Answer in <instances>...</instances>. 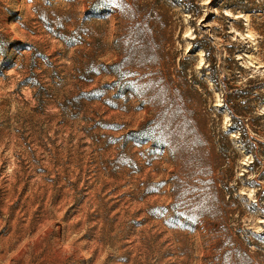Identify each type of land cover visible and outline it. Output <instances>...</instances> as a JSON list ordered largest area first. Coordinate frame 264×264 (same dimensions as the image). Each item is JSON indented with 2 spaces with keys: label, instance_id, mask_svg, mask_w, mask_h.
<instances>
[{
  "label": "rangeland",
  "instance_id": "1",
  "mask_svg": "<svg viewBox=\"0 0 264 264\" xmlns=\"http://www.w3.org/2000/svg\"><path fill=\"white\" fill-rule=\"evenodd\" d=\"M14 178L75 202L0 264H264V0H0Z\"/></svg>",
  "mask_w": 264,
  "mask_h": 264
},
{
  "label": "bare ground",
  "instance_id": "2",
  "mask_svg": "<svg viewBox=\"0 0 264 264\" xmlns=\"http://www.w3.org/2000/svg\"><path fill=\"white\" fill-rule=\"evenodd\" d=\"M8 184L4 186H0L2 189V195H0V204L4 207V210H8V206L17 204L16 215L11 220L14 224V221L17 219V215L21 214L22 216L32 215L34 212L40 211L42 215L40 219L44 220L45 223L50 224L53 219L52 213L55 215H59L62 217L64 215L63 212L68 208H71L75 202L74 194L71 190L63 191L57 200H54V196L56 194L55 191L43 188L46 184L42 180L33 181L31 183H27L25 180H16L9 179ZM28 185V188H27ZM36 185V186H34ZM62 211V212H61ZM14 220V221H13ZM156 222V221H155ZM66 227L64 224L59 226V230L64 232V238L70 244V234L67 229V234H65ZM184 263L185 259H181ZM69 264H71L69 262Z\"/></svg>",
  "mask_w": 264,
  "mask_h": 264
},
{
  "label": "trees",
  "instance_id": "3",
  "mask_svg": "<svg viewBox=\"0 0 264 264\" xmlns=\"http://www.w3.org/2000/svg\"><path fill=\"white\" fill-rule=\"evenodd\" d=\"M235 132H239V130H234Z\"/></svg>",
  "mask_w": 264,
  "mask_h": 264
}]
</instances>
